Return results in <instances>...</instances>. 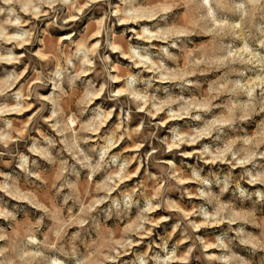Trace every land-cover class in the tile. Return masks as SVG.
<instances>
[{"label": "clouds", "instance_id": "obj_1", "mask_svg": "<svg viewBox=\"0 0 264 264\" xmlns=\"http://www.w3.org/2000/svg\"><path fill=\"white\" fill-rule=\"evenodd\" d=\"M0 264H264V0H0Z\"/></svg>", "mask_w": 264, "mask_h": 264}]
</instances>
